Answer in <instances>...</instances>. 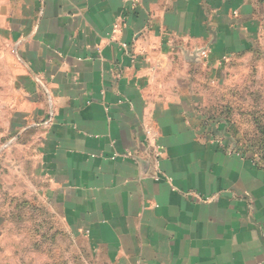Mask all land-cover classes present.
I'll list each match as a JSON object with an SVG mask.
<instances>
[{
    "label": "crops",
    "instance_id": "obj_1",
    "mask_svg": "<svg viewBox=\"0 0 264 264\" xmlns=\"http://www.w3.org/2000/svg\"><path fill=\"white\" fill-rule=\"evenodd\" d=\"M12 1L37 192L72 263L264 264V162L229 131L264 125L263 5Z\"/></svg>",
    "mask_w": 264,
    "mask_h": 264
},
{
    "label": "rangeland",
    "instance_id": "obj_2",
    "mask_svg": "<svg viewBox=\"0 0 264 264\" xmlns=\"http://www.w3.org/2000/svg\"><path fill=\"white\" fill-rule=\"evenodd\" d=\"M14 3L0 0V264H73L62 237L68 236L65 225L37 192L41 181L36 173L35 131L29 127L32 122L23 121L18 71L23 63L16 56L18 40L9 23ZM240 115L235 113L238 123L229 128L236 146L263 159L264 138L257 129L244 128Z\"/></svg>",
    "mask_w": 264,
    "mask_h": 264
},
{
    "label": "built area",
    "instance_id": "obj_3",
    "mask_svg": "<svg viewBox=\"0 0 264 264\" xmlns=\"http://www.w3.org/2000/svg\"><path fill=\"white\" fill-rule=\"evenodd\" d=\"M119 26H120V24H116V26H115V31L119 29ZM123 46H124V47H127L126 44H123ZM148 136H149V138L151 139V141H154V140H155V135H154V133H152L150 130L148 131ZM154 154H155V158H156V161H157L156 163L158 164V163H159V160H160V158H161V156H162V154H163V149H162V147H160V146H156V149H155Z\"/></svg>",
    "mask_w": 264,
    "mask_h": 264
},
{
    "label": "trees",
    "instance_id": "obj_4",
    "mask_svg": "<svg viewBox=\"0 0 264 264\" xmlns=\"http://www.w3.org/2000/svg\"><path fill=\"white\" fill-rule=\"evenodd\" d=\"M260 4H262L263 5V7H264V0H257ZM257 130H258V132L260 133V136L261 137H263L264 138V125L262 126L259 122H258V125H257ZM241 149V148H240ZM242 150V149H241ZM243 151V150H242ZM243 153H247L246 151H243ZM263 159H264V157H263ZM262 159V160H263ZM263 162H264V160H263Z\"/></svg>",
    "mask_w": 264,
    "mask_h": 264
}]
</instances>
